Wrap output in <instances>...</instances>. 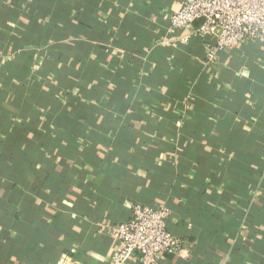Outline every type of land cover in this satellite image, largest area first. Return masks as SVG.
I'll return each instance as SVG.
<instances>
[{
	"label": "crops",
	"instance_id": "obj_1",
	"mask_svg": "<svg viewBox=\"0 0 264 264\" xmlns=\"http://www.w3.org/2000/svg\"><path fill=\"white\" fill-rule=\"evenodd\" d=\"M182 2L0 0V264H111L134 203L163 264H264V46L207 64Z\"/></svg>",
	"mask_w": 264,
	"mask_h": 264
},
{
	"label": "built area",
	"instance_id": "obj_2",
	"mask_svg": "<svg viewBox=\"0 0 264 264\" xmlns=\"http://www.w3.org/2000/svg\"><path fill=\"white\" fill-rule=\"evenodd\" d=\"M198 22L196 28L180 41L201 36L207 64L216 55L248 41H260L264 46V0H183L180 9L169 15L170 26L186 29ZM170 210L165 205L134 203L131 217L120 223L106 225L117 248L111 264H163L161 256L181 248L168 227Z\"/></svg>",
	"mask_w": 264,
	"mask_h": 264
}]
</instances>
